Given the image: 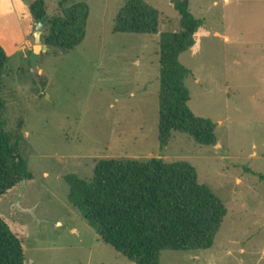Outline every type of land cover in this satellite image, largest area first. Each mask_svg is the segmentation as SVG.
<instances>
[{"label": "rangeland", "instance_id": "rangeland-1", "mask_svg": "<svg viewBox=\"0 0 264 264\" xmlns=\"http://www.w3.org/2000/svg\"><path fill=\"white\" fill-rule=\"evenodd\" d=\"M127 1L47 0L50 18L61 16L62 3L77 2L90 16L82 45L41 52L43 88L32 75V0H0L8 56L0 120L33 176L0 200V214L19 236L26 264H135L71 205L65 178L92 181L102 160L155 158L190 163L228 210L211 249L166 250L159 264H264V0H187L211 34L180 62L194 74L186 82L189 108L216 125L212 147L186 133L161 143V41L180 30L181 16L173 0H144L159 12V34H116Z\"/></svg>", "mask_w": 264, "mask_h": 264}, {"label": "trees", "instance_id": "trees-1", "mask_svg": "<svg viewBox=\"0 0 264 264\" xmlns=\"http://www.w3.org/2000/svg\"><path fill=\"white\" fill-rule=\"evenodd\" d=\"M181 16L180 30L162 36L160 48V126L162 144L174 133H186L200 146H216V125L196 116L189 108L186 85L193 76L180 56L195 45L203 26L191 12L187 0H173ZM61 16L48 17L47 0H32L29 10L39 23L48 22L42 40L49 49L69 53L82 45L90 16L87 4H61ZM160 15L144 0H128L114 26L116 34L157 35ZM8 63L0 45V118L5 111L1 98ZM41 87H45L40 80ZM33 179L29 161L0 120V200L24 181ZM69 201L89 222L102 241L135 264H159L163 251L191 252L214 246L228 210L224 202L199 183L196 169L187 162L163 159L102 160L92 181L76 175L65 178ZM0 264H26L19 236L0 214Z\"/></svg>", "mask_w": 264, "mask_h": 264}, {"label": "water", "instance_id": "water-1", "mask_svg": "<svg viewBox=\"0 0 264 264\" xmlns=\"http://www.w3.org/2000/svg\"><path fill=\"white\" fill-rule=\"evenodd\" d=\"M47 22V18H44L42 21H40L34 33V47L33 54L31 56V66L33 78L38 84H40V68L38 66V60L40 58L41 52L46 51L48 49L47 46H43L42 40L43 30Z\"/></svg>", "mask_w": 264, "mask_h": 264}, {"label": "crops", "instance_id": "crops-1", "mask_svg": "<svg viewBox=\"0 0 264 264\" xmlns=\"http://www.w3.org/2000/svg\"><path fill=\"white\" fill-rule=\"evenodd\" d=\"M226 2H229L230 0H225ZM203 29H202V27L198 30V32L196 33V35H195V45H194V47L192 48L194 51L195 50H198L199 48H201V45H200V43H199V38H201V36L203 37V36H211V34L210 33H206V34H204L203 32ZM215 36H218V33H216L215 34ZM226 41H228L229 42V40H230V37L229 36H224L223 37ZM193 76H194V74H193Z\"/></svg>", "mask_w": 264, "mask_h": 264}]
</instances>
